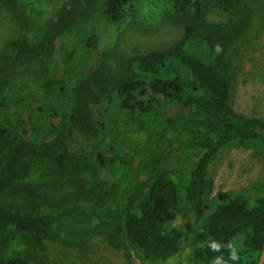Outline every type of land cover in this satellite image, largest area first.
I'll use <instances>...</instances> for the list:
<instances>
[{"label": "trees", "instance_id": "trees-1", "mask_svg": "<svg viewBox=\"0 0 264 264\" xmlns=\"http://www.w3.org/2000/svg\"><path fill=\"white\" fill-rule=\"evenodd\" d=\"M39 1L0 0V264H48L40 253L49 241L79 246L92 231L119 249L133 243L147 261H168L187 242L193 264H259L264 194L254 207L240 191L211 199L210 166L229 146H264V119L232 107L222 73L235 30L252 26L264 0ZM68 2L72 16L93 14L112 30L114 43L97 46L95 25L73 30L61 15ZM167 26L182 29L169 49L132 55L110 72L129 32ZM77 130L96 140L85 156L68 143ZM170 146L200 151L188 172L166 165ZM82 156L103 178L127 171L124 193L107 197L78 178L67 195L59 175ZM42 166L52 180L28 178ZM172 211L193 222L170 229Z\"/></svg>", "mask_w": 264, "mask_h": 264}, {"label": "rangeland", "instance_id": "rangeland-1", "mask_svg": "<svg viewBox=\"0 0 264 264\" xmlns=\"http://www.w3.org/2000/svg\"><path fill=\"white\" fill-rule=\"evenodd\" d=\"M74 2V1H73ZM75 3V2H74ZM38 4L46 6V0H40ZM74 6V5H73ZM84 8L83 2L79 3V11ZM66 12L61 15L68 19L69 26L78 32L80 26L87 28L97 26L96 34L99 39L97 46H111L112 30L98 24L95 16L90 14L81 17L72 16L76 8L72 3L66 5ZM230 12H225L224 20H229ZM259 17L253 15L254 20L250 28L235 30V36L229 47L228 60L223 67V75L232 84L231 104L239 113L250 118L264 119V2ZM216 17V16H215ZM182 36V29L175 26H167L158 33L145 35L137 32H129L121 41L117 51L113 52L108 60L110 72L119 74L121 64L132 55L143 54L153 50H167ZM78 155L83 156L95 150L96 140H88L85 134L75 131L73 139L68 142ZM166 165L170 169L186 173L191 168L194 160L200 153L199 150H187L170 146L165 152ZM74 159L73 173L59 175L64 180L63 190L72 194L77 190L76 182L83 181L85 185L94 186L100 193L107 197L124 193V188L129 183L130 175L126 171L120 174H112L107 179L100 176L95 164L89 163L85 158ZM30 167V166H29ZM29 169V168H28ZM45 166L30 168L29 179L43 178L52 180L54 175L50 170H44ZM26 173V174H27ZM49 173V174H48ZM210 175L214 181L211 199L219 192L237 191L246 193L250 199L249 207H254V200L258 195L264 194V146L260 143L247 145H233L223 149L212 161ZM49 182V181H48ZM74 208V205H70ZM50 209V205H44ZM193 222V216L180 214L174 211L168 215V225L172 230H184ZM246 234L237 235L231 242L232 248L241 251L245 247ZM48 264H193L191 262L190 247L183 243L179 253L165 262H153L144 260L138 248L128 242L119 249L110 244L108 238L97 231L90 232L79 246H67L59 242L49 241L48 248L40 253Z\"/></svg>", "mask_w": 264, "mask_h": 264}, {"label": "water", "instance_id": "water-1", "mask_svg": "<svg viewBox=\"0 0 264 264\" xmlns=\"http://www.w3.org/2000/svg\"><path fill=\"white\" fill-rule=\"evenodd\" d=\"M259 264H264V245H263V251H262V254H261V257H260Z\"/></svg>", "mask_w": 264, "mask_h": 264}, {"label": "clouds", "instance_id": "clouds-1", "mask_svg": "<svg viewBox=\"0 0 264 264\" xmlns=\"http://www.w3.org/2000/svg\"><path fill=\"white\" fill-rule=\"evenodd\" d=\"M221 50H222V49H221V46H220V45H216L215 51H216L217 53H219Z\"/></svg>", "mask_w": 264, "mask_h": 264}]
</instances>
